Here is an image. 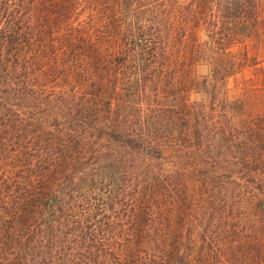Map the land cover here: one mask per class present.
<instances>
[{"label": "trees", "instance_id": "16d2710c", "mask_svg": "<svg viewBox=\"0 0 264 264\" xmlns=\"http://www.w3.org/2000/svg\"><path fill=\"white\" fill-rule=\"evenodd\" d=\"M0 264H264V0H0Z\"/></svg>", "mask_w": 264, "mask_h": 264}, {"label": "rangeland", "instance_id": "374dc122", "mask_svg": "<svg viewBox=\"0 0 264 264\" xmlns=\"http://www.w3.org/2000/svg\"><path fill=\"white\" fill-rule=\"evenodd\" d=\"M209 67L207 66V64L205 63H199L197 64L194 69H193V75L194 77L198 78V79H202L204 77H207L209 75ZM250 74L249 73H245V78H249ZM235 85V81H230L229 84L227 85L228 87L226 88L227 90L232 89V87ZM193 100H200L203 99V96L201 94L195 93L192 96Z\"/></svg>", "mask_w": 264, "mask_h": 264}]
</instances>
